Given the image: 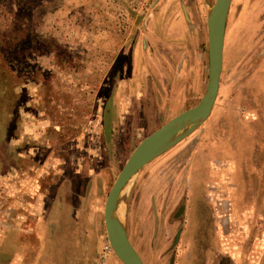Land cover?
Instances as JSON below:
<instances>
[{
  "label": "rangeland",
  "instance_id": "rangeland-1",
  "mask_svg": "<svg viewBox=\"0 0 264 264\" xmlns=\"http://www.w3.org/2000/svg\"><path fill=\"white\" fill-rule=\"evenodd\" d=\"M143 18V0H0V264L44 257L66 178L74 210L93 192L100 202L84 208L104 215L136 145L179 113L144 103ZM127 197L145 264H264V0H232L210 116L147 164ZM60 236L75 247L76 234ZM104 259L124 264L113 250Z\"/></svg>",
  "mask_w": 264,
  "mask_h": 264
},
{
  "label": "crops",
  "instance_id": "crops-1",
  "mask_svg": "<svg viewBox=\"0 0 264 264\" xmlns=\"http://www.w3.org/2000/svg\"><path fill=\"white\" fill-rule=\"evenodd\" d=\"M208 3L209 0H143L145 12L141 55L144 67L140 85L142 95L149 97L144 103L148 104L152 99L154 114L166 110L178 113L189 99L205 90L209 69ZM198 180L201 183L200 176ZM70 182L66 178L59 183L54 195L53 202L56 204L45 232V255L38 258L36 264H75L71 250L79 251L78 264L81 260L82 264H97L102 255L104 215L101 211H87V207L84 208L86 204L100 202L98 193L83 195L81 206L74 210L71 206L73 189ZM62 232L76 234L77 248L71 245V241L61 238ZM53 240L57 243H53ZM27 258L23 256L17 260L26 264L24 260ZM108 264L117 263L112 259ZM180 264L188 263L182 261Z\"/></svg>",
  "mask_w": 264,
  "mask_h": 264
},
{
  "label": "water",
  "instance_id": "water-1",
  "mask_svg": "<svg viewBox=\"0 0 264 264\" xmlns=\"http://www.w3.org/2000/svg\"><path fill=\"white\" fill-rule=\"evenodd\" d=\"M231 2L215 0L213 5L208 4L209 69L207 84L200 100L145 136L129 155L108 192L104 208L106 232L112 250L124 264L145 263L129 238L126 217L120 220L115 214L119 196L128 183L130 190L131 183L147 164L191 135L210 116L220 90Z\"/></svg>",
  "mask_w": 264,
  "mask_h": 264
},
{
  "label": "bare ground",
  "instance_id": "bare-ground-1",
  "mask_svg": "<svg viewBox=\"0 0 264 264\" xmlns=\"http://www.w3.org/2000/svg\"><path fill=\"white\" fill-rule=\"evenodd\" d=\"M225 41H226V38H225ZM128 189H129V183L123 188V191L121 192V194L119 196V202H118V205H117V209L115 211L116 216L120 220L124 219V214H125V206H124V204H125V202L127 200V191H128Z\"/></svg>",
  "mask_w": 264,
  "mask_h": 264
},
{
  "label": "flooded vegetation",
  "instance_id": "flooded-vegetation-1",
  "mask_svg": "<svg viewBox=\"0 0 264 264\" xmlns=\"http://www.w3.org/2000/svg\"><path fill=\"white\" fill-rule=\"evenodd\" d=\"M144 10H145V8H144ZM144 12H145V11H144ZM226 29H227V28H226ZM225 42H226V41H225ZM224 50H225V48H224ZM22 149H25V148L22 147ZM18 158H19L21 161H24V160L26 161V159H27V157H25V156H24V157H20V156H19ZM32 159H33V158H32ZM25 161H24V162H25ZM200 196H201V195H200ZM180 211H181V210H178L177 212L179 213ZM178 213H177V214H178ZM198 239H199V238H198ZM6 242H7V240H6ZM201 247H202V245H200V248H201ZM226 262H227L226 259L223 258L222 261H221V264H222V263H223V264H226ZM100 263H101V264H105V263H106V260L104 259V260H102Z\"/></svg>",
  "mask_w": 264,
  "mask_h": 264
},
{
  "label": "built area",
  "instance_id": "built-area-1",
  "mask_svg": "<svg viewBox=\"0 0 264 264\" xmlns=\"http://www.w3.org/2000/svg\"><path fill=\"white\" fill-rule=\"evenodd\" d=\"M111 250H112V248L110 246L109 241H106L105 244L103 245V252L105 254H107V253L111 252Z\"/></svg>",
  "mask_w": 264,
  "mask_h": 264
}]
</instances>
